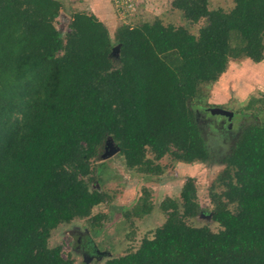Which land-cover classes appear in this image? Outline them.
Instances as JSON below:
<instances>
[{
  "label": "trees",
  "instance_id": "trees-1",
  "mask_svg": "<svg viewBox=\"0 0 264 264\" xmlns=\"http://www.w3.org/2000/svg\"><path fill=\"white\" fill-rule=\"evenodd\" d=\"M171 5L187 20L204 19L197 36L159 19L122 24L113 52L93 14L73 13L62 33L58 0H0V264H73L48 240L74 218L94 227L106 217L91 214L107 194L85 177L108 138L143 174H160L167 153L186 163L212 158L191 105L208 110L201 87L230 56L264 58V0H233L228 11L207 0ZM224 163L221 190L209 188L216 231L188 222L204 210L188 176L179 200L160 201L166 217L152 236L104 264H264V119L241 125ZM152 207L143 188L123 214Z\"/></svg>",
  "mask_w": 264,
  "mask_h": 264
},
{
  "label": "rangeland",
  "instance_id": "rangeland-1",
  "mask_svg": "<svg viewBox=\"0 0 264 264\" xmlns=\"http://www.w3.org/2000/svg\"><path fill=\"white\" fill-rule=\"evenodd\" d=\"M171 1L135 0L133 9L121 12L111 0L116 22L114 27L106 28L112 42L115 43V29L118 26H134L154 19H159L164 25L183 26L197 36L204 19L196 22L185 19L179 9L172 7ZM207 4L209 9L228 11L233 6V0H207ZM69 20V15L59 12L54 18V25L65 33ZM117 46L116 43L113 45V52ZM263 95L264 58L255 63L244 55L230 56L225 70L213 83L202 85L200 95L203 103L220 106L230 114L204 112L201 107L191 105L212 158L204 162L186 163L167 153L158 161L163 166V171L158 175L127 168L123 155L108 138L98 155L90 160V178L85 177L90 189L107 194L106 200L95 205L91 214L104 213L106 217L94 227L86 217L60 224L52 230L48 244L60 245L62 256L72 258L73 264H104L110 257L134 250L144 236H152L154 229L164 221L166 216L159 208L160 201L166 196L179 200L181 186L188 176L194 178L197 199L204 209L188 222L196 226L208 225L216 231L219 227L210 216L209 188L214 184L215 190H221L216 177L225 168L224 158L241 125L264 119V102L260 100ZM251 99L255 101L248 107ZM143 188L147 189L153 207L149 213L127 220L123 210L130 209L136 203L143 194Z\"/></svg>",
  "mask_w": 264,
  "mask_h": 264
},
{
  "label": "crops",
  "instance_id": "crops-1",
  "mask_svg": "<svg viewBox=\"0 0 264 264\" xmlns=\"http://www.w3.org/2000/svg\"><path fill=\"white\" fill-rule=\"evenodd\" d=\"M60 12L71 16L72 12H86L96 16L105 26H115V13L111 0H58ZM71 13H68L70 12ZM65 16V15H64Z\"/></svg>",
  "mask_w": 264,
  "mask_h": 264
},
{
  "label": "built area",
  "instance_id": "built-area-1",
  "mask_svg": "<svg viewBox=\"0 0 264 264\" xmlns=\"http://www.w3.org/2000/svg\"><path fill=\"white\" fill-rule=\"evenodd\" d=\"M114 5L121 10V12L125 10L133 9L135 4V0H113Z\"/></svg>",
  "mask_w": 264,
  "mask_h": 264
},
{
  "label": "water",
  "instance_id": "water-1",
  "mask_svg": "<svg viewBox=\"0 0 264 264\" xmlns=\"http://www.w3.org/2000/svg\"><path fill=\"white\" fill-rule=\"evenodd\" d=\"M205 108L208 109L210 112H214V113L230 114L228 110L219 106H209Z\"/></svg>",
  "mask_w": 264,
  "mask_h": 264
}]
</instances>
